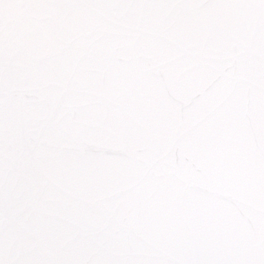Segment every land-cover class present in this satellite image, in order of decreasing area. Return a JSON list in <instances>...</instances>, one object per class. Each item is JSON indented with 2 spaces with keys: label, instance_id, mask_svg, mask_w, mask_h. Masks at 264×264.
I'll return each instance as SVG.
<instances>
[{
  "label": "snow or ice",
  "instance_id": "1",
  "mask_svg": "<svg viewBox=\"0 0 264 264\" xmlns=\"http://www.w3.org/2000/svg\"><path fill=\"white\" fill-rule=\"evenodd\" d=\"M0 264H264V0H0Z\"/></svg>",
  "mask_w": 264,
  "mask_h": 264
}]
</instances>
